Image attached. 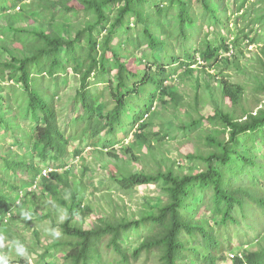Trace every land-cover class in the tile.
I'll return each mask as SVG.
<instances>
[{
  "label": "trees",
  "instance_id": "trees-1",
  "mask_svg": "<svg viewBox=\"0 0 264 264\" xmlns=\"http://www.w3.org/2000/svg\"><path fill=\"white\" fill-rule=\"evenodd\" d=\"M249 1L233 0L231 14L240 13ZM51 2L59 6L58 13L50 9ZM227 10V5L218 10L214 0H41L37 6L31 0H0V13L9 17L0 36L4 52L0 54V131L11 141L7 151L0 143V152L5 153H0L1 246L5 239L10 248L21 243H13L11 221L25 217L26 206L36 202L35 191L26 188L40 176L44 169L40 164H46L51 172L39 179L40 198L49 195L66 217L58 224L60 236L49 242L35 264H52L57 253L63 264H106L101 252L114 256L109 264H137L141 259L154 264H222L224 260L218 257L231 247L228 228L241 220L255 224L254 210L264 216V108L245 120L219 111L206 119L219 121L228 139L209 138L214 152L187 156L204 164L201 172L179 176L170 170L134 174L115 167L108 171L109 184L123 193L163 184L166 199L139 219L108 216L97 218L91 226L85 224L90 208L82 205L83 188L70 183L69 173L63 171L68 158L81 154L70 146L83 137L87 147L100 142L107 150L120 142L118 133L128 139L136 127L131 144L123 148L124 155L137 145L148 150L151 142L162 141L151 122L152 111L158 99L164 104L167 98L175 107L180 104L178 92L168 84L179 70L189 76L198 62L217 69L231 64V59L234 69L240 70L236 55L230 58L229 53L232 49L239 52L241 38L248 36L238 35L229 42ZM78 14L91 20L74 27L70 18ZM31 17H42L50 33L14 26L30 22ZM67 29L74 35H66ZM189 40L194 46L184 49ZM177 46L182 49L177 51ZM143 47L150 53L136 57ZM70 75L78 80L73 103L82 112L66 134L59 125L54 99L70 82ZM98 85L104 88L98 90ZM257 88L264 92V84ZM220 89L231 104L241 99L239 84L221 82ZM62 191L68 193L67 200L61 197ZM14 195L20 197L17 206ZM16 207L19 212L14 214ZM211 221L220 227L219 234L207 225ZM128 235H139L135 248L123 243ZM241 252L244 260L236 256L231 264H264V245ZM21 263L28 262L22 259Z\"/></svg>",
  "mask_w": 264,
  "mask_h": 264
},
{
  "label": "rangeland",
  "instance_id": "rangeland-1",
  "mask_svg": "<svg viewBox=\"0 0 264 264\" xmlns=\"http://www.w3.org/2000/svg\"><path fill=\"white\" fill-rule=\"evenodd\" d=\"M214 1L218 10H222L226 5L228 6L227 16H229L230 20L228 27L232 32L229 42L238 35L247 34L248 36V39L241 38L243 40L239 52L232 49L229 53L230 58L236 55V60H238V64L242 68L235 70L232 59L230 60L231 64L223 63L217 69L201 67L203 64L198 62L192 66L193 72L191 75H186L184 70H179L177 74L173 75L168 84L172 90L178 92L180 104L175 107L167 98L164 99V104L159 102V99L154 104L151 122L160 132L162 141L158 143L151 142V148L148 150L140 149V146L137 145L130 154H123V148L131 144L130 138L136 131V127L129 129L128 139L123 138V132L118 133L116 140H120V142L107 150L101 147L100 142L95 146L90 145V147H87L88 141L84 137L81 138L80 142H73L70 150H81V154L68 158V164L63 173L68 172L69 182H74L75 186L83 188L81 189L82 205L84 208H90L85 224L91 226L92 222H95L97 218L108 216H115L118 219H139L143 213L150 212L152 208L166 199L162 191L163 184L160 183L138 186L129 193H123L109 184L107 180L108 171L114 170L115 167L128 170L134 174H150L170 170L179 176L201 172L205 169L204 164L189 161L187 156L189 154L206 156L214 152L216 148L211 145L209 138H215L220 141L228 139V135L224 133L223 126L219 121L208 123L206 119L219 111L231 115L234 119L245 120L247 115H254L258 110L264 108V92L257 88L259 85L264 84V20L259 19L264 16V0H250L240 13L234 15L231 14L233 7L230 4L233 0ZM31 3L37 6V4L41 3V0H31ZM50 4V9L54 12L58 13L60 11L59 6L54 2ZM193 8L197 13H200L201 10L197 4H194ZM15 12H18V9ZM8 18L7 14L0 13L1 38H3L1 35L2 31L9 23ZM31 18L32 20L28 23L21 24V22H16L14 26L16 28L26 27L31 31L40 29L45 33H50L51 30L44 25L42 17ZM89 20L91 19L88 17L84 18L82 14H78L71 16L70 23L74 27H82ZM224 33L225 30H223ZM65 34L74 35L73 31L69 29L66 30ZM129 34L134 36L135 32L131 31ZM254 37L256 42L249 44V40ZM193 46L194 42L189 40L182 47L191 50ZM8 49L11 50L10 47ZM181 49L180 46H177V51ZM3 53L0 51V54ZM149 53V49L143 47L136 52V57L142 58ZM4 59H8L5 54ZM68 72L71 73L70 70ZM68 77L70 82L67 86L60 89L58 96L54 99L55 110L59 114V125L66 134L70 131L71 121L82 112L80 106H75L73 103L78 89V80L71 75ZM221 82L242 86V96L237 104H231L229 100L224 98L220 89ZM43 87L46 86L43 85ZM96 88L101 90L104 86L98 85ZM194 121H198V123L192 124ZM183 127L187 129H183ZM8 137H10L8 134L0 131V143L3 141L4 151H7L11 144ZM103 137V134L100 135V140ZM4 151L0 153L5 154ZM13 151L18 150L14 147ZM116 155L118 159H114L113 156ZM45 165L40 164V167L44 168L42 172L47 174L51 169L45 168L50 167ZM24 176L26 175L24 174ZM38 179L34 182H38V187H40ZM31 195L28 198H36V202H34V205L26 206L25 209L31 218L20 217L15 221H11L10 225L14 227L11 229L12 237L16 241L20 240L21 243L19 245H24L26 252L23 256L17 255L15 251L17 245L10 248L8 239H5L3 246L0 245V257H3L7 264H23L21 263L22 259H26L27 264H35L38 256L50 244L49 242L53 238L60 236L58 224L63 223L65 220L66 213L64 209L57 208L49 195H44V198H40L39 190L35 191L34 198H31ZM61 197L67 200L68 193L62 191ZM14 199H16L15 206L21 203L19 202V196L14 195ZM21 210L22 212L25 211L24 209ZM17 212H19V209L16 207L13 213L17 214ZM45 216H47V219H43ZM252 217L256 219L255 224L241 220L239 224L228 228V241L231 247L230 249H225L218 257L224 260L222 264H231L228 255L230 253L253 252L259 246L264 245V216L260 215V210H254ZM207 225H209V228H213L215 234L221 232L220 227L215 222L211 221ZM53 232L58 233V235H53ZM139 235L144 234L140 232ZM139 235H128V238L123 243L135 248L140 242ZM224 245L227 246L225 242ZM101 254L103 262H106V264L112 262L113 255L103 252ZM52 264H63L62 258L60 255L58 256V253L55 255ZM137 264L154 263L141 259Z\"/></svg>",
  "mask_w": 264,
  "mask_h": 264
},
{
  "label": "clouds",
  "instance_id": "clouds-1",
  "mask_svg": "<svg viewBox=\"0 0 264 264\" xmlns=\"http://www.w3.org/2000/svg\"><path fill=\"white\" fill-rule=\"evenodd\" d=\"M43 171V170H42ZM50 171V170H49ZM51 172V171H50ZM50 172H48L47 174L46 173H43V172H41V174H40V176L38 177L39 179H40V177H45V178H48L49 176H48V174L50 173ZM39 179H38V181H39ZM38 182H34V183H32L31 185H28L27 186V188H26V191L27 192H32V191H36V190H38ZM22 193H21V191H20V194H19V196L21 195ZM24 216H25V218L26 219H30L31 217H30V215L28 214V213H24ZM53 235H58V233H55V232H53ZM0 239H2V238H0ZM16 242V240H13V243H15ZM15 251H16V253H17V255H20V256H23L24 254H25V252H26V249H25V247H24V245H17V247L15 248ZM0 264H7V261L3 258V257H0Z\"/></svg>",
  "mask_w": 264,
  "mask_h": 264
},
{
  "label": "built area",
  "instance_id": "built-area-1",
  "mask_svg": "<svg viewBox=\"0 0 264 264\" xmlns=\"http://www.w3.org/2000/svg\"><path fill=\"white\" fill-rule=\"evenodd\" d=\"M229 255V258H230V261L233 260V258H235L236 256L243 259V256H242V252H239V253H230L228 254ZM244 260V259H243ZM246 264V263H245Z\"/></svg>",
  "mask_w": 264,
  "mask_h": 264
}]
</instances>
